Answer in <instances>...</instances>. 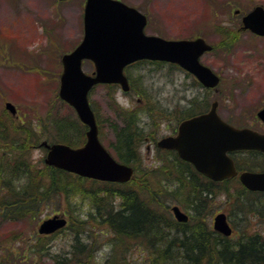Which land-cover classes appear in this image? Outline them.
Wrapping results in <instances>:
<instances>
[{
    "label": "rangeland",
    "instance_id": "374dc122",
    "mask_svg": "<svg viewBox=\"0 0 264 264\" xmlns=\"http://www.w3.org/2000/svg\"><path fill=\"white\" fill-rule=\"evenodd\" d=\"M121 1L148 15L147 35L168 40L202 37L219 46L203 55L201 62L219 74L221 84L218 91L205 92L196 85L194 76L184 70L167 63L143 61L126 69V75L134 86L130 93H125L120 85L115 84L94 87L89 101L97 114L100 139L117 160L114 123H121L117 112L120 107L140 110L139 119L146 125V139L140 149L139 176L149 170L145 176L150 181L157 177L162 184L165 183V175L161 176L156 166L165 161V152L156 144L160 139L175 134L180 121L177 123L172 112L180 114L181 108L189 106L190 99L198 96L201 100H208L205 112L217 101V113L223 120L235 127L264 132V123L257 118V112L264 108V37L241 32L232 49H225L228 28L232 25L240 27L242 17L255 6H264V0ZM85 5L86 0H0V137L8 128L12 139L23 140L24 132L11 129L23 123L29 128L42 129L45 134L29 151L37 165L44 164L48 152L45 146L40 147L42 142L65 143L57 139L64 133L61 131L63 127L67 135L61 138L72 137L71 147L79 148L86 143L87 128L78 119L75 109L59 96L64 69L62 58L71 53L84 37ZM83 70L87 74L94 73L93 62L85 61ZM7 103L16 107V114L6 108ZM153 138H157L156 142L151 141ZM241 160L245 168L249 164L255 165L254 170L260 169L259 157L244 156ZM85 185L97 188L103 184L88 180ZM227 186L215 185L216 192H212L211 208H207L212 213L209 218L211 226L218 213H225L234 229L232 242H239L243 231L252 235L260 233L264 239V196L247 192L249 203L246 207L251 212L244 214L240 208L233 207L236 197L241 194L237 185L232 182ZM55 197H50L34 218L0 219V264H57L54 255L70 249L74 239L72 229L66 228L50 236L38 233L39 225L55 215L68 217L71 221L65 198L61 196L57 204L52 202L56 201ZM72 199L73 202L80 200L77 204L81 212L89 213V204L82 200V196ZM183 210L187 213L186 208ZM260 211L261 214L258 213ZM101 230H92L90 239H86L95 249L87 264H105L112 252L109 245L112 234ZM16 234L19 237L16 238ZM38 235L42 237L37 242L38 247L46 244L47 252L50 250L51 253L38 254L34 261L31 258L30 262L23 261L22 250L30 246ZM130 257L141 258L142 255L131 253Z\"/></svg>",
    "mask_w": 264,
    "mask_h": 264
},
{
    "label": "trees",
    "instance_id": "16d2710c",
    "mask_svg": "<svg viewBox=\"0 0 264 264\" xmlns=\"http://www.w3.org/2000/svg\"><path fill=\"white\" fill-rule=\"evenodd\" d=\"M232 27L225 35V49L228 51L241 33L238 25ZM194 81L207 92L208 89ZM131 85L133 90L132 81ZM199 99L198 96L190 99L189 106L181 108L180 114L172 112L176 115L177 123L205 112L208 100ZM117 112L121 123H114L115 152L120 162L135 169L133 179L125 184L84 179L45 163L37 165L29 151L45 134L42 129L29 128L26 123L17 128L11 127L13 132H24L25 137L20 136L23 140L12 139L8 128L5 129V134L0 137V152H3L0 155V219L34 218L50 197L56 195V201H51L57 204L60 202L57 199L64 197L71 220L67 229H72L74 239L67 252L54 255L57 264H87L95 250L91 241L87 240L90 239V232L97 228L103 229L100 232L112 234L109 239L112 252L105 264H264V239L260 233L252 235L243 231L242 239L235 243L231 237L213 230L209 221L212 213L207 208H211L215 185L201 180L193 165L179 158L176 152L162 150L165 161L156 166L161 176L164 173L165 183L162 184L157 177L150 181L145 176L149 170L142 177L139 176L140 149L146 139V125L141 124L138 109L120 107ZM64 129L61 128L64 133L58 135L57 139L72 145V137L61 138L67 135ZM156 140L153 138L151 141ZM246 166L248 170L255 169V165ZM88 180L103 185L87 187L85 184ZM16 181L21 183L16 185ZM232 182L241 193L233 207L240 208L239 211L244 214L251 212L246 207L249 203L247 191L240 182L239 185L231 180L221 183L220 187H228L227 183ZM81 196L89 204L88 214L81 212L77 204L80 200L73 202L72 198ZM175 204L186 208L189 221L179 222L175 219L171 212V206ZM258 213L261 214V211ZM15 237H19V234ZM41 238L38 235L30 246L22 250L23 261L30 262V258L34 261L38 254L51 253L50 250L47 252L46 244L38 247L37 242ZM11 253L18 255L14 251ZM131 253L142 257L131 258Z\"/></svg>",
    "mask_w": 264,
    "mask_h": 264
},
{
    "label": "water",
    "instance_id": "95a60500",
    "mask_svg": "<svg viewBox=\"0 0 264 264\" xmlns=\"http://www.w3.org/2000/svg\"><path fill=\"white\" fill-rule=\"evenodd\" d=\"M147 24L146 15L120 0H87L85 35L80 45L62 58L64 69L59 91L60 98L71 105L79 119L88 126L87 141L79 148L44 141L41 146L48 149L47 165L100 181L125 183L131 180L133 167L117 161L99 139L89 94L98 84H120L123 91H129L130 82L124 70L132 63L140 60L174 63L195 75L206 88H216L220 84L219 75L200 61L214 48L206 39L168 40L147 35ZM242 24L243 30L264 37V7L258 5L244 15ZM84 60L94 63L92 75L84 72ZM217 107L218 102H215L209 112L183 121L177 135L163 138L158 146L176 151L180 158L193 164L205 176L223 180L237 174L228 153L264 151V134L232 126L218 115ZM6 108L13 114L17 112L12 103H7ZM257 116L264 122V109ZM240 180L251 191H264V172H244ZM172 210L178 221L189 220L179 206ZM66 224L67 220L57 215L43 221L38 231L53 234ZM214 229L226 236L232 235L233 229L225 213L214 218Z\"/></svg>",
    "mask_w": 264,
    "mask_h": 264
},
{
    "label": "flooded vegetation",
    "instance_id": "af4514ba",
    "mask_svg": "<svg viewBox=\"0 0 264 264\" xmlns=\"http://www.w3.org/2000/svg\"><path fill=\"white\" fill-rule=\"evenodd\" d=\"M174 133L175 134H173V135L175 136L177 134V129H176V131ZM173 135H170V136H173ZM174 152H176V151H174ZM229 155L234 159L235 167H236L237 172H238V174L235 177H230V178H226V179H223V180H220V181H215V180H212L209 177H207V176H205V175H203V174L200 173V175H201L200 176V179L201 180L202 179H205V181H207L208 183H210L212 185L221 184L223 182H228V181H231V180H235V181L240 182V174L243 173L244 171H250L247 168H245V167L242 166V160H241V158L244 157V156L259 157V159H261L260 160L261 163L258 164L260 166V169L258 168L256 170H252V171L253 172H264V152L263 151H259V150H239V151L230 152ZM245 189L249 193H252V194H255V195L264 196V191L263 192H261V191H259V192L258 191L257 192H252V191H249L247 188H245Z\"/></svg>",
    "mask_w": 264,
    "mask_h": 264
},
{
    "label": "clouds",
    "instance_id": "9594fccd",
    "mask_svg": "<svg viewBox=\"0 0 264 264\" xmlns=\"http://www.w3.org/2000/svg\"><path fill=\"white\" fill-rule=\"evenodd\" d=\"M107 247V246H106Z\"/></svg>",
    "mask_w": 264,
    "mask_h": 264
}]
</instances>
